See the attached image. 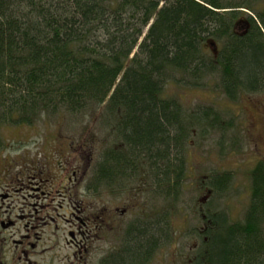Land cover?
Masks as SVG:
<instances>
[{"label":"trees","instance_id":"trees-1","mask_svg":"<svg viewBox=\"0 0 264 264\" xmlns=\"http://www.w3.org/2000/svg\"><path fill=\"white\" fill-rule=\"evenodd\" d=\"M252 6L246 0H0V122L31 124L60 109L94 119L101 108L116 136L104 142L87 187H108L137 170L143 184L176 201L185 166L176 151L189 127L178 102L164 96L165 84L178 74V83L197 88L217 74L230 99L257 90L264 82V8L237 31L241 10ZM219 184L218 191L225 183ZM252 210L245 223L212 212L208 239L190 264H264ZM150 231L133 228L124 252L102 264H146L155 244Z\"/></svg>","mask_w":264,"mask_h":264},{"label":"rangeland","instance_id":"rangeland-1","mask_svg":"<svg viewBox=\"0 0 264 264\" xmlns=\"http://www.w3.org/2000/svg\"><path fill=\"white\" fill-rule=\"evenodd\" d=\"M246 3L253 5L252 11L241 10L238 32L249 27L248 16L264 8V0ZM177 77L173 74L164 88V96L178 102L189 127L182 149L176 151L185 158L176 201L173 194L166 199L162 190L143 184L137 170L131 174L135 177L111 182L110 191L107 186L95 189L97 192L87 187L93 184V168L101 160L104 142H112L116 136L115 126L103 124L101 108L94 119L89 113L70 114L60 109L46 118H33L31 124L0 122V154L20 160L24 152L28 158L35 157L46 167L47 184L52 186L47 188L52 199H42L40 204L45 205L34 207L39 210L36 217L23 203L25 190H20L19 230L22 236L30 235L24 240H31L37 248L28 252L27 258L23 245L15 247L7 241L0 264H102L110 253L124 252L125 238L138 225L148 226L154 234L153 253L146 264H190L198 254L197 247L204 244L206 219L212 212H223L229 223L243 220L247 208L244 179L253 166L248 157L256 154L264 159V151L255 149L249 132L251 123L257 125L264 119V82L257 91L244 90L230 99L217 74L208 76L204 86L197 88L178 83ZM218 179L225 183L220 191L216 189ZM62 185L65 188L60 196L58 187ZM206 189H211L208 195ZM125 203L129 210L115 228L106 227L99 233L91 219L96 207H122ZM2 236L9 237L6 232Z\"/></svg>","mask_w":264,"mask_h":264},{"label":"flooded vegetation","instance_id":"flooded-vegetation-1","mask_svg":"<svg viewBox=\"0 0 264 264\" xmlns=\"http://www.w3.org/2000/svg\"><path fill=\"white\" fill-rule=\"evenodd\" d=\"M254 110H251L252 117ZM255 123L258 122L251 123V131L249 129L250 136L255 142V149L257 151H264V119L261 120L257 125ZM248 151V153H250L249 149ZM252 156L248 157V160H252L251 162L253 163V166L249 167L250 172L249 174H246V177L244 179V191L247 193V196L245 198L247 208L241 222L245 223L253 207L252 212L254 215H256L255 219L260 225L261 221L262 224H264V159L260 160V157L258 159V156L256 154H252ZM16 168L18 169L17 171L15 170ZM45 168L46 167H44L40 162L36 161L35 157L28 158L25 152L23 155V159L21 160L17 156L4 157L2 153L0 154V256L4 253V245L7 243V241L13 243L15 247L23 245L22 252L24 253V256H27V258L29 257L28 252L35 251V249L37 248V245L34 244V242H31V240H24L25 238H31V236H22L19 230L18 224H20L19 222L21 220L19 218L20 208L18 204L20 203L21 199L20 190H25L22 194L23 203L25 206L28 205L30 209L29 213L31 215H36V212H39V210L34 207H37L38 205L40 207H43V205L45 204H40V201L42 199L45 200L48 197L51 198V194L47 191V188H49L50 186V184L47 183L50 179L48 175L44 173ZM217 183H219V180H217ZM100 186L103 185L101 183L97 184L93 190L97 192L95 189L100 188ZM58 188H60L59 195L61 196V189H64L65 187L62 185ZM111 188L112 185L109 184L106 189L110 191ZM206 192L208 195V193L211 192V189H206ZM31 199H34L35 201L31 203ZM36 202L38 204H36ZM261 205L263 206L262 209ZM128 210L129 209L127 203H125V205H123L122 207L115 205L113 208H108L107 206L105 208H100V206H97L96 213L93 214V218L91 217V219H94L95 228L99 230V233L100 230L104 231L106 227L113 230L116 224L120 222V218L124 217L127 214ZM32 211H34L33 214L31 213ZM48 217L51 220L54 219L50 214H48ZM204 218H206V216H204ZM83 224L86 223L83 222ZM24 227L28 228V225L24 224ZM58 227L59 225H56L57 229ZM27 228L26 231H29L27 230ZM5 232L9 235L8 239L2 236V233ZM37 235L40 234L37 233ZM70 235L73 236L74 233L71 232ZM128 238V236L125 238V248L128 246ZM103 260L105 259L103 258Z\"/></svg>","mask_w":264,"mask_h":264},{"label":"bare ground","instance_id":"bare-ground-1","mask_svg":"<svg viewBox=\"0 0 264 264\" xmlns=\"http://www.w3.org/2000/svg\"><path fill=\"white\" fill-rule=\"evenodd\" d=\"M219 181H222L221 179H218ZM213 213H220V214H222L223 212H213ZM224 214V213H223ZM226 217H227V219H228V216L226 215V214H224ZM207 228H208V222H206V230H207ZM259 233H260V235L261 236H263V238H264V224H260L259 225ZM205 238H206V240L208 239V237L206 236V237H204L203 238V241H205Z\"/></svg>","mask_w":264,"mask_h":264},{"label":"water","instance_id":"water-1","mask_svg":"<svg viewBox=\"0 0 264 264\" xmlns=\"http://www.w3.org/2000/svg\"><path fill=\"white\" fill-rule=\"evenodd\" d=\"M210 44V47L212 49V51L214 52V54H217V51H218V47H217V44L215 42H209Z\"/></svg>","mask_w":264,"mask_h":264}]
</instances>
